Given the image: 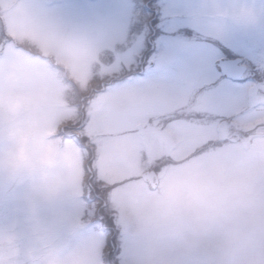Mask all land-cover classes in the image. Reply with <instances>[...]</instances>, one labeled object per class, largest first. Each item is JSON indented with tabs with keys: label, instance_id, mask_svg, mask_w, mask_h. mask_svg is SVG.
<instances>
[{
	"label": "rangeland",
	"instance_id": "1",
	"mask_svg": "<svg viewBox=\"0 0 264 264\" xmlns=\"http://www.w3.org/2000/svg\"><path fill=\"white\" fill-rule=\"evenodd\" d=\"M0 264H264V0H0Z\"/></svg>",
	"mask_w": 264,
	"mask_h": 264
},
{
	"label": "water",
	"instance_id": "2",
	"mask_svg": "<svg viewBox=\"0 0 264 264\" xmlns=\"http://www.w3.org/2000/svg\"><path fill=\"white\" fill-rule=\"evenodd\" d=\"M216 70L225 78L234 82H242L245 79L247 67L241 58H222L215 62ZM151 190H157L160 184L159 177L154 171L146 172L142 176Z\"/></svg>",
	"mask_w": 264,
	"mask_h": 264
},
{
	"label": "trees",
	"instance_id": "3",
	"mask_svg": "<svg viewBox=\"0 0 264 264\" xmlns=\"http://www.w3.org/2000/svg\"><path fill=\"white\" fill-rule=\"evenodd\" d=\"M109 223H108V221H107V223H106V225L105 226H107ZM109 230V228H108V226L106 227V229H105V231L107 232Z\"/></svg>",
	"mask_w": 264,
	"mask_h": 264
},
{
	"label": "flooded vegetation",
	"instance_id": "4",
	"mask_svg": "<svg viewBox=\"0 0 264 264\" xmlns=\"http://www.w3.org/2000/svg\"><path fill=\"white\" fill-rule=\"evenodd\" d=\"M220 75V74H219Z\"/></svg>",
	"mask_w": 264,
	"mask_h": 264
}]
</instances>
